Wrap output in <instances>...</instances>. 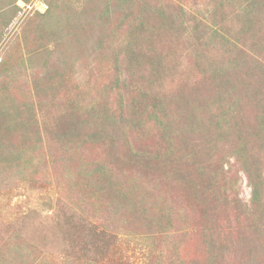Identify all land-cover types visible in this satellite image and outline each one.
<instances>
[{
	"label": "rangeland",
	"instance_id": "obj_1",
	"mask_svg": "<svg viewBox=\"0 0 264 264\" xmlns=\"http://www.w3.org/2000/svg\"><path fill=\"white\" fill-rule=\"evenodd\" d=\"M241 7L0 0V264H264V20Z\"/></svg>",
	"mask_w": 264,
	"mask_h": 264
},
{
	"label": "trees",
	"instance_id": "obj_2",
	"mask_svg": "<svg viewBox=\"0 0 264 264\" xmlns=\"http://www.w3.org/2000/svg\"><path fill=\"white\" fill-rule=\"evenodd\" d=\"M241 2H242V7H241V14L242 15H240V16L243 17L242 22H244L246 24V26L248 25V23H256L257 21L259 22V24H261L264 20V16L262 15L264 13V0H241ZM245 24H244L243 28H245ZM133 37H137L135 39H138L141 42H142V39H141V35L139 33L135 34V36H132L129 39V45L128 46H129L130 50L135 51L133 41L131 42ZM219 70H217L218 73H219ZM100 117H101V121H103L105 119L108 120V119L112 118L109 114H107V116H105V114H102ZM106 125H107V122H105L103 124V126H106ZM262 126H264V124H262ZM97 131H96V129H94V130L92 129L90 131V133H88L87 138L94 140L96 137H98ZM259 189L261 190V188H259L257 185L256 186L254 185L251 204L248 207V209L251 212H252V210L254 211L255 209L261 208V205L263 203L262 193L260 192ZM171 261H170V264H173Z\"/></svg>",
	"mask_w": 264,
	"mask_h": 264
}]
</instances>
